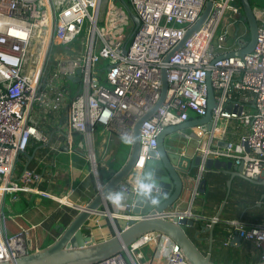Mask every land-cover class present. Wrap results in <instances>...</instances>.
<instances>
[{"label":"built area","instance_id":"2783aa9c","mask_svg":"<svg viewBox=\"0 0 264 264\" xmlns=\"http://www.w3.org/2000/svg\"><path fill=\"white\" fill-rule=\"evenodd\" d=\"M206 1L129 0L127 10L130 16L138 17L139 23L137 26L132 24L127 41L111 38L105 26L110 16H114L109 0H0V262L39 249L30 235L32 226L9 231L8 215L1 210L5 194L30 192L58 204L72 205L68 197L71 190L57 195L39 189L42 179L37 173L27 172L18 181L12 179L15 158L26 150L29 141H49L30 115L35 105L63 111L69 144L73 133H78L81 139L73 148H84L92 165L98 127L109 136L131 138L135 121L159 97L160 72L165 67V98L140 128L138 159L134 165V170L139 173L162 129L185 122L191 115L200 117L206 113L205 77L208 74L215 96L211 129L199 125V138L182 130L176 134L177 138L182 136L186 140L183 149L181 144L178 146L182 154L188 143L194 141L193 153L201 156L193 176L192 200L199 193L207 158L240 164L241 173L248 178L264 176V5L253 6L258 28L255 44L247 54L221 57L238 49L246 39L245 34L238 36L235 32L231 38L233 42L226 43L228 27L237 28L244 20L237 0H212L213 6L199 29L173 52L168 61L164 60L197 20ZM222 19L223 28L214 39ZM99 22H102V28ZM38 30H46L48 35L44 57L53 40L68 45L82 34H87L86 56L61 59L52 76L41 80L44 57L39 67L38 54L32 48ZM98 66H104L102 80ZM77 69H81V89L71 95L69 89L58 85V81L67 80V76L75 77ZM48 94L51 95L49 100ZM229 120L246 127V132L236 141L225 138V123ZM217 138L222 141L217 143ZM224 142L227 143L225 146ZM68 148L69 151L73 149L72 145ZM262 199L264 202V196ZM121 207L122 211H130L132 203ZM100 214L103 213L96 216ZM123 216L126 221L145 217L167 220L197 217L189 207L153 210L134 216L123 213ZM113 218L118 217L111 211L110 219ZM226 223L229 231H236L242 240L260 248V260L264 261V220L252 226H246L238 219ZM143 246L149 247L146 258L143 253H136ZM95 264L189 262L166 236L149 232L137 238L126 253H117Z\"/></svg>","mask_w":264,"mask_h":264},{"label":"water","instance_id":"95a60500","mask_svg":"<svg viewBox=\"0 0 264 264\" xmlns=\"http://www.w3.org/2000/svg\"><path fill=\"white\" fill-rule=\"evenodd\" d=\"M237 1L247 27L248 39L243 40L238 49L227 52L221 57L243 56L252 50L256 41L258 24L252 3L250 0ZM212 6V0L205 2L197 20L186 30L177 46L167 54L165 61H168L173 52L179 49L199 29ZM131 18L134 25L137 26L139 23L138 17L131 14ZM80 76L81 69H77L76 76H67V79L79 82ZM205 83L207 87L206 113L203 116L191 118L180 124L166 126L157 135L155 148L149 152L142 171L154 174L159 191V202L157 204L152 205L148 201L139 198L133 191L134 179L130 180L129 177L138 159L141 124L161 105L167 92L165 67H162L160 72L159 97L154 105L135 121L128 152L120 167L116 171L109 173L107 180L101 183L97 174V163L92 159V170L98 186L91 200L82 205H76L75 209L77 211L66 225H55L59 234L51 243L12 260L1 261L0 264H95L117 253H126L128 247L137 238L149 232L166 236L179 247L189 264H215L211 261L209 254L204 253L195 243L196 241L204 242L206 238L201 234L208 232V241L210 242L208 250H211L214 221L210 224H205L202 222L203 217H183L173 220L145 217L140 219L130 218L121 224L118 218L110 219L113 204L105 195L109 191L126 190L129 195L125 199L124 204L132 203V207L130 211L123 209V213L132 215L172 208L182 199L191 183L194 169L201 163V156L194 153L193 155H188L187 150H184V154H182L180 147H178L181 142L176 138V134L181 130L195 129L199 125H205L207 130L211 129L215 96L208 74L205 77ZM226 109L229 110L230 106L227 105ZM226 144V142L223 143L224 146ZM212 170H223L230 174L234 173L240 177L248 178L241 173L242 166L240 164L235 165L230 160L207 158L204 162V171ZM204 188L205 181L201 180L200 191L205 192ZM220 212L221 210L217 217ZM98 213H103L109 219L111 227L113 224V235L100 240L94 237L88 224ZM240 241L241 237L235 232L231 244L234 242L239 244ZM256 264H264V261Z\"/></svg>","mask_w":264,"mask_h":264},{"label":"crops","instance_id":"0c3cea01","mask_svg":"<svg viewBox=\"0 0 264 264\" xmlns=\"http://www.w3.org/2000/svg\"><path fill=\"white\" fill-rule=\"evenodd\" d=\"M74 93L71 92L70 94ZM50 97L51 95L48 94V100ZM62 113V110H51L46 106L40 108L35 105L32 107L30 115L37 122L39 130L47 134L49 141L40 143L31 139L26 150L16 156L11 175L13 180L18 181L27 172H34L40 175L42 179V182L38 184L39 189L49 190L57 195H63L71 190L68 197L72 205L68 208L73 212L70 213L65 208L61 210L62 204L61 206H52L53 201L34 193H8L2 198L1 210L8 215L7 224L11 232L16 231L19 227L32 226L31 236L34 238L36 235L44 236L49 227L56 224L59 226L66 225L64 219L68 216L70 219L72 218L77 211L75 206L91 200L97 191L98 184L91 168V171L89 170L90 162L86 150L84 148L74 149L76 143L80 142L81 136L78 133L73 134L72 142L69 144ZM191 118L194 116L191 115ZM192 130L194 129H186L182 132L190 134L189 132ZM238 135L226 131L225 138L236 141ZM218 138L216 139L217 143L222 141ZM94 140L96 157L97 150L99 153V167L104 174H109L112 168L110 164L114 163V158L108 159L104 156L106 152L112 149L110 144L118 141H116L115 136H109L103 130L95 134ZM179 141L181 142L180 147L183 149L186 140L179 139ZM71 145L74 148L69 151L68 147ZM193 145L194 141L188 143V155H193ZM196 172L197 168L194 169L192 175L194 176ZM193 176L186 194L172 208L185 209L189 207L197 217H203L202 222L205 224L212 223L213 219L216 220L214 221L211 250H208L210 244L208 232L201 234L206 238L204 242H195L199 249L209 254L211 261L215 264H256L260 262L261 250L253 243L241 239L239 244L236 242L231 244L236 231H229L226 221L238 219L246 226H252L264 220V202L262 201L264 176L243 178L223 170L203 171L201 180L205 181V192L200 191L199 188V193L192 200ZM228 181H230L229 187ZM20 200L21 202H19ZM31 203L32 207L30 206ZM113 207L111 211L115 213L121 224L126 222L125 219L123 220L122 207L114 205ZM220 210V215L217 217ZM102 216L105 218L104 214L97 217ZM131 216L134 215L131 214ZM229 234L231 235L230 238ZM93 235L97 239L96 235ZM38 247L41 246L38 245Z\"/></svg>","mask_w":264,"mask_h":264},{"label":"rangeland","instance_id":"374dc122","mask_svg":"<svg viewBox=\"0 0 264 264\" xmlns=\"http://www.w3.org/2000/svg\"><path fill=\"white\" fill-rule=\"evenodd\" d=\"M261 0H253L252 6H254L256 3L260 2ZM129 3V0H109V4H111L114 12V16H110V18L106 21L105 26L107 27L111 38H116L120 40H125L130 34V31L132 29V24L133 20L127 10V5ZM254 4V5H253ZM223 19L220 22V25L217 27L214 35V39L216 36L221 33V30L223 28ZM100 28H102V22H99ZM238 32V36L245 34L246 37L248 38V32H247V27L246 24L244 23H239L237 28L236 26H229L228 27V34H227V41L226 43L229 44L233 42L234 33ZM87 45V34H82L80 35L75 41L68 45H61L58 40H53L50 42L49 47L46 51L45 57L43 59V64H42V71L43 73L41 74V80H44L46 77H51L54 69L58 66V63L61 59L69 58V57H82L86 56L88 47ZM62 46V47H60ZM54 53V54H53ZM78 54V55H77ZM37 57V56H36ZM34 60L36 61L37 58L34 57ZM104 66H98L97 70H100L101 75L100 79L102 80L105 77V70L102 69ZM59 86H64L66 89H71V92H78L81 89V83L80 82H72V80H59L58 81ZM236 125V126H235ZM230 134H235L238 135L239 133L246 132V127L243 125L237 124L234 120H229L226 123L225 130ZM101 130V127H98V131ZM186 130V129H185ZM191 130V129H190ZM184 131V130H183ZM98 133V132H97ZM190 136L193 138H199L201 135V132L199 129L195 128L192 130V132H189ZM239 136V135H238ZM180 140H184L182 136H178ZM237 138V137H236ZM121 140L118 139V141ZM97 148V147H96ZM129 148V143H124L117 148L118 153L117 157L119 161L122 159L124 160L126 158L127 152ZM97 157L95 155V146H94V157L96 163H98L99 159V153L98 150L96 151ZM104 154V152H102ZM105 153L104 157H107ZM108 158V157H107ZM114 158V161L117 160ZM109 159V158H108ZM90 160V158H89ZM90 162V161H89ZM92 167L91 162L89 165V170ZM92 170V169H91ZM90 170V171H91ZM21 197V195H20ZM21 202V200L19 201ZM17 202V204H19ZM5 204H7L6 201H4ZM60 205L56 202L52 203V206ZM32 207V203L30 204ZM68 204H62L61 210L64 208L69 210V212H73L71 209L68 208ZM105 218L102 217H95L92 218L91 221L88 222L90 227L92 228L91 232L96 235L97 240L107 238L111 235H113V229L111 227V224L109 222V219L104 216ZM67 222V221H65ZM30 225V224H29ZM105 231V232H103ZM58 231L55 228V226H51L48 228L47 234L44 236L42 235H36L34 238L36 241V244H38L41 247L46 246L47 244L51 243L57 236H58ZM137 254L143 253L145 255V258L148 256L149 253V247L148 246H143L140 249L136 251Z\"/></svg>","mask_w":264,"mask_h":264},{"label":"clouds","instance_id":"9594fccd","mask_svg":"<svg viewBox=\"0 0 264 264\" xmlns=\"http://www.w3.org/2000/svg\"><path fill=\"white\" fill-rule=\"evenodd\" d=\"M122 142L129 143L131 138L127 135L121 137ZM143 164V161L141 162ZM135 194L150 204L159 202V191L153 173L139 172L134 177ZM107 199L116 207H120L129 193L126 190L109 191L105 193Z\"/></svg>","mask_w":264,"mask_h":264},{"label":"trees","instance_id":"16d2710c","mask_svg":"<svg viewBox=\"0 0 264 264\" xmlns=\"http://www.w3.org/2000/svg\"><path fill=\"white\" fill-rule=\"evenodd\" d=\"M250 1H251V3H253V0H250ZM262 5H264V1L263 0H261L260 2H258V3L255 4V6H262ZM246 39H248V38L246 37ZM128 40L129 39L127 38V41ZM69 93H71V91H69ZM73 134H76V133H73ZM118 139L119 138H116V141H118ZM121 144H122V140H119L118 142H115V141L112 142L110 144V146L112 147V149L109 150L108 152H106L107 153L106 154L107 157L108 158H116L117 157V153H118L117 148ZM116 159L117 160H115L114 163H112V164L109 163L110 166L112 167L111 170H110V173L116 171L120 167V165L123 163V161H124L123 159L121 161H119L118 158H116ZM97 174H98V178H99V180H100L101 183H103L104 181H106L107 178H108V175H109V174H104L103 171H102V169L99 167V165H97ZM69 219H70L69 216L68 217H65L64 223L67 224L69 222ZM65 221H67V222H65Z\"/></svg>","mask_w":264,"mask_h":264},{"label":"bare ground","instance_id":"6f19581e","mask_svg":"<svg viewBox=\"0 0 264 264\" xmlns=\"http://www.w3.org/2000/svg\"><path fill=\"white\" fill-rule=\"evenodd\" d=\"M48 41V35L46 30H38L34 37V44L32 45L33 51L37 52L38 66L40 67L42 59L44 57L46 43ZM62 47V46H60ZM54 54V53H53ZM78 55V54H77ZM93 158V157H92ZM138 170L135 169L130 175L129 179L133 180L132 177L136 176Z\"/></svg>","mask_w":264,"mask_h":264}]
</instances>
